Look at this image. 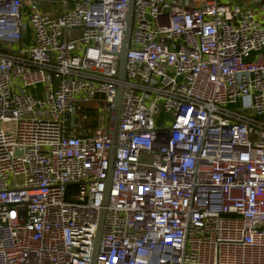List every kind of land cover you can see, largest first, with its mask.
I'll return each mask as SVG.
<instances>
[{"label": "built area", "instance_id": "obj_1", "mask_svg": "<svg viewBox=\"0 0 264 264\" xmlns=\"http://www.w3.org/2000/svg\"><path fill=\"white\" fill-rule=\"evenodd\" d=\"M67 6L0 0V264H91L102 212L95 264H264V0H134L108 189L127 0Z\"/></svg>", "mask_w": 264, "mask_h": 264}, {"label": "water", "instance_id": "obj_2", "mask_svg": "<svg viewBox=\"0 0 264 264\" xmlns=\"http://www.w3.org/2000/svg\"><path fill=\"white\" fill-rule=\"evenodd\" d=\"M238 4L241 5V2L238 1ZM133 9H134V0H127V10H126V18L124 21L122 41L119 52L117 54V58H118L117 80L119 83L117 85L116 94L113 102L114 120H113V125L108 130L109 135L111 137V143H110V151H109L108 176L105 181L107 189L112 179L113 167L115 163V150L117 146L119 113H120L121 100H122L124 82H125V59H126L127 50L129 48L130 34L132 29ZM103 218H104V212L100 214L98 220V228L94 240V248L92 252L91 264H95L96 252L103 227Z\"/></svg>", "mask_w": 264, "mask_h": 264}, {"label": "crops", "instance_id": "obj_3", "mask_svg": "<svg viewBox=\"0 0 264 264\" xmlns=\"http://www.w3.org/2000/svg\"><path fill=\"white\" fill-rule=\"evenodd\" d=\"M76 1L77 0H68L67 8L70 9L73 3ZM39 8L41 12L49 14L53 18H56L60 15V8L55 3L45 2V3L40 4ZM23 13H24V10H23Z\"/></svg>", "mask_w": 264, "mask_h": 264}, {"label": "rangeland", "instance_id": "obj_4", "mask_svg": "<svg viewBox=\"0 0 264 264\" xmlns=\"http://www.w3.org/2000/svg\"><path fill=\"white\" fill-rule=\"evenodd\" d=\"M30 14H31V10H30V8L27 7V6H25V7H24V17H23V21L27 24L29 33H32V29L30 28L29 23H28V19H27V16H30ZM30 39H31V36H27L26 38H24L23 42H24L25 44H27L28 41H29ZM86 107H87L88 110H90V111H91V110H96V109H98L99 104H98L97 102H92V103L87 104ZM93 119H94V118H92V120H93Z\"/></svg>", "mask_w": 264, "mask_h": 264}, {"label": "trees", "instance_id": "obj_5", "mask_svg": "<svg viewBox=\"0 0 264 264\" xmlns=\"http://www.w3.org/2000/svg\"><path fill=\"white\" fill-rule=\"evenodd\" d=\"M87 108V107H86ZM88 109V108H87Z\"/></svg>", "mask_w": 264, "mask_h": 264}]
</instances>
